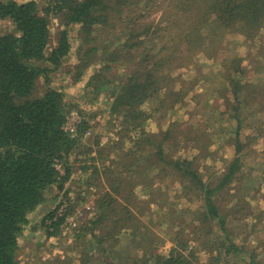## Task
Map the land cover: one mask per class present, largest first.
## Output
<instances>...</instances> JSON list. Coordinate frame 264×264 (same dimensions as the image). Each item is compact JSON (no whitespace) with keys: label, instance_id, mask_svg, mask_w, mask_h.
Here are the masks:
<instances>
[{"label":"rangeland","instance_id":"1","mask_svg":"<svg viewBox=\"0 0 264 264\" xmlns=\"http://www.w3.org/2000/svg\"><path fill=\"white\" fill-rule=\"evenodd\" d=\"M37 1L41 7L47 3V0ZM161 7L154 13L151 11L148 19H141L140 22L152 23L151 29L154 30L164 14L162 9L168 8V5ZM162 23L167 29L166 22ZM51 26L54 44L62 23L58 18H52ZM139 26V30L144 29L141 24ZM15 31L10 20L0 19V35ZM73 32L74 50L65 63L51 73L50 83L64 92L65 100L74 107L72 113L79 112L82 118L90 121L91 126L84 134L86 145L80 149L77 160L71 162L76 172L68 181V186L74 199L69 202L67 197L56 196L57 189L48 191L45 204L29 215L30 222L20 235L18 257L21 263L81 264L82 257L88 254L85 255L88 263L97 255L100 258L97 262L102 261L103 264H152L153 258L168 256L172 248L184 247L185 244L183 252L190 255L193 264H264V138L250 140L245 137L247 133L252 136L258 133L252 129L264 123V108L259 112L260 107L250 102L252 96L247 90L240 112L244 127L239 135L247 143L244 149L238 151L234 135L237 122L229 119L233 107L229 104L225 106L224 101L219 99L217 103L223 102L224 108L218 106V110L212 103L217 88L224 86L222 66L228 60L243 57L241 67L245 66L248 71L242 81L264 84V50L258 49L263 30L259 31L257 40L234 30H227L226 33L218 30L216 36L210 35L206 39L210 52L195 57L199 65L175 72L185 79L197 78L194 87L187 85L190 90L184 93L183 101L171 106L173 101L170 97L173 96L161 92L144 100L147 118L142 121L129 119L127 122H123L119 114L111 112L113 100L107 91H97V79L91 80L100 67L95 57L101 55L88 57L86 62L90 61V64L87 66L81 64L82 53L88 45L83 42L85 35L79 36V29ZM139 37L148 38L145 32ZM104 46L108 49V45ZM254 60L258 61V65ZM126 64L128 67L112 70L110 77L131 69L140 72L146 68V62L138 67H132L135 63L128 60ZM77 73H80L79 79L75 78ZM45 86L43 78H40L37 94L44 91ZM230 98L235 100L231 92ZM222 111H225V116L220 115ZM170 125H173V131L170 137H164ZM183 129L185 131L181 133ZM143 132L150 137L153 135L155 142L151 139L147 143L143 139L142 144L137 146L135 138ZM162 138L164 152L169 159L188 158L201 178L215 185L228 172L234 157H239L235 178L214 195L220 208L218 217L206 216L205 200L200 197L201 194L190 191L192 183L186 176L158 160L156 145ZM139 155L141 163L137 161ZM132 160L139 162L140 168H131ZM83 164L89 165L90 173L96 167L105 166L112 178H107L102 168L97 176L89 178L90 173L81 168ZM112 182L118 184L115 189ZM107 190L110 196L116 198L112 204L115 209L97 229L98 240L91 238L87 232L77 235L79 223L89 219V216H96ZM59 205V209L68 206L70 211L60 225L59 233L48 235L43 217ZM86 206H91V210H82L81 218L75 219L77 226H73L68 217L71 219L78 209H85ZM125 206L135 213L136 221L132 227L127 222L121 224L125 222L121 218L127 216ZM223 219L226 229L222 228ZM109 232H112L111 236H108ZM83 233H87V237ZM90 238L93 244H87ZM102 248L107 252L104 253Z\"/></svg>","mask_w":264,"mask_h":264},{"label":"trees","instance_id":"2","mask_svg":"<svg viewBox=\"0 0 264 264\" xmlns=\"http://www.w3.org/2000/svg\"><path fill=\"white\" fill-rule=\"evenodd\" d=\"M163 4L168 5L169 11H166L168 8L161 10L164 14L154 30L151 29L152 23L140 22L141 19L147 20L151 11L154 13ZM52 18H58L62 23L54 44ZM0 19L10 20L16 29L15 32L0 35V264H22L18 257L20 235L30 222L29 215L45 204L48 191L57 189L56 196L67 197L69 202L74 199L68 186V181L76 172L71 162L77 160L80 149L86 145L84 134L91 126L84 117L75 133L66 129L67 116L74 107L65 100L64 92L50 83L51 73L61 67L74 50L73 31L79 29V36L84 34L83 42L88 45L82 53L81 64L87 66L90 64V61L86 62L88 57L101 55L95 57L100 67L91 80L97 79V91L108 92L113 100L111 112L123 117V122L129 119L142 121L148 116L143 107L144 100L165 91L173 96L170 98L173 101L171 106H174L183 101L184 93L190 90L188 84L191 87L197 84V78L185 79L182 74L176 75V70L199 65L195 57L210 52L211 47L206 41L210 35L216 36L218 30L225 33L234 30L256 39L259 31L264 33V0H47L42 7L37 0H0ZM162 22H166L167 29L163 28ZM139 24L143 30H139ZM224 27L227 28L223 30ZM143 32L147 34V40L140 39ZM113 40L115 42L111 45ZM104 45H108V49ZM258 49L264 50V34ZM126 60L135 63L132 67L146 62V68L140 72L131 69L111 78L109 73L112 70L128 67ZM233 60L222 66L224 86L225 82L227 86L217 88L212 103L218 110V106L223 107V102L217 103L219 99L224 101L225 106L229 104L233 107L229 119L237 122L234 135L237 150L240 151L247 143L239 137L244 127L240 112L246 94H251L250 102L260 107L261 112L264 108V84L242 81L248 71L245 66L241 67L244 58ZM254 62L258 65L257 60ZM40 78H43L46 88L37 94ZM75 78L79 79L80 73ZM230 92L235 100L230 98ZM224 113L222 111L220 115L225 116ZM172 126L164 137H170ZM254 127L252 131L258 133L253 136L247 133L245 137L250 140L264 138V123ZM184 131L181 130V133ZM139 136L135 138L137 146L142 144L143 139L147 143L153 139V135L150 137L144 132ZM159 142L156 145L158 160L186 176L192 183L190 191L201 194L200 197L205 200L206 216L218 217L220 208L214 195L235 178L239 157H234L228 172L215 185L201 178L188 158L169 159L164 152L163 138ZM141 158V155L137 157L140 163ZM130 162L131 168L141 166L139 162ZM58 163L63 166L64 172L57 168ZM81 168L91 172L88 164H83ZM100 168L107 178H112L105 166L96 167L89 178L97 176ZM89 185L92 183L89 182ZM116 185L112 182V188L115 189ZM105 194L96 216H89V219L79 223L77 235L87 232L91 238L98 240L97 229L115 209L112 204L116 198L110 196L108 190ZM60 205L43 217L48 235L59 233L60 225L68 216L70 204L62 213L59 212ZM125 207L127 216L121 218L125 221L121 224L127 222L132 227L136 221L135 213ZM221 222L222 228L226 229L224 219ZM87 233H83L84 237ZM110 233L108 236H111ZM91 238L87 244L94 243ZM99 241L102 242L101 239ZM185 247L184 244V247L172 248L168 256L158 255L153 258L152 264H193L190 255L183 252ZM101 250L107 252L104 248ZM85 255L81 264H88L89 259ZM95 263L98 264L97 261Z\"/></svg>","mask_w":264,"mask_h":264},{"label":"built area","instance_id":"3","mask_svg":"<svg viewBox=\"0 0 264 264\" xmlns=\"http://www.w3.org/2000/svg\"><path fill=\"white\" fill-rule=\"evenodd\" d=\"M75 112V111H73ZM82 116L80 115L79 112H75V113H71L68 114L67 116V119H66V123H65V127L67 130L71 131L72 133H75L77 131V127H78V124L81 120ZM57 168L61 171V172H64V168L61 164H57ZM91 206H86L85 209H90ZM85 209H78L77 210V214L75 216H73L71 219H69L68 217V220L70 221V223L73 225V226H77V222H75V219L78 218L80 219L81 218V214H82V210H85ZM59 212L62 213L63 212V209H59Z\"/></svg>","mask_w":264,"mask_h":264},{"label":"crops","instance_id":"4","mask_svg":"<svg viewBox=\"0 0 264 264\" xmlns=\"http://www.w3.org/2000/svg\"><path fill=\"white\" fill-rule=\"evenodd\" d=\"M93 263H94V259H93V261H92V262H90V261H89V263H88V264H93ZM95 264H96V263H95ZM98 264H103V263H102V261H101V262H99Z\"/></svg>","mask_w":264,"mask_h":264},{"label":"water","instance_id":"5","mask_svg":"<svg viewBox=\"0 0 264 264\" xmlns=\"http://www.w3.org/2000/svg\"><path fill=\"white\" fill-rule=\"evenodd\" d=\"M97 258L100 260L99 256H96V258H94V263L97 261Z\"/></svg>","mask_w":264,"mask_h":264}]
</instances>
